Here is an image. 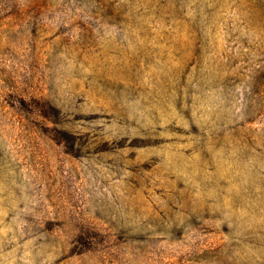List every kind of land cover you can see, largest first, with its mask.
<instances>
[{
	"label": "rangeland",
	"instance_id": "1",
	"mask_svg": "<svg viewBox=\"0 0 264 264\" xmlns=\"http://www.w3.org/2000/svg\"><path fill=\"white\" fill-rule=\"evenodd\" d=\"M0 264H264V0H0Z\"/></svg>",
	"mask_w": 264,
	"mask_h": 264
}]
</instances>
